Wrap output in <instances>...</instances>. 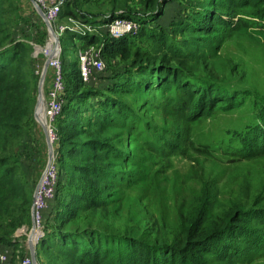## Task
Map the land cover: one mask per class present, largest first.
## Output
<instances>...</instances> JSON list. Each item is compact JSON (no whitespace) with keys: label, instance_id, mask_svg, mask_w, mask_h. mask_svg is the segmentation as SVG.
Returning a JSON list of instances; mask_svg holds the SVG:
<instances>
[{"label":"rangeland","instance_id":"374dc122","mask_svg":"<svg viewBox=\"0 0 264 264\" xmlns=\"http://www.w3.org/2000/svg\"><path fill=\"white\" fill-rule=\"evenodd\" d=\"M66 1L65 12L72 10L75 20L98 29H90L97 39L90 45L105 70L81 82L77 51L89 45L62 36L66 109L51 128L60 192L45 210L42 241L47 244H32V254V199L50 158L48 134L36 118L40 113L42 119V111L35 115L38 93L44 97L47 86H39L34 73L41 65L34 47L44 44L46 26L30 0H0V62L10 67L8 52L24 49L15 71L26 76L21 101L11 92L0 118V179L6 195L12 193L0 197V254H7L0 264H19L28 255L34 264H83L77 248L93 232L105 239L104 264H129L133 243L128 239L149 249L181 244L189 233L203 238L199 264H264V229L240 223L264 214V143L258 137L264 132V108L257 113L264 107V18L259 11L239 3L222 11L224 25L209 30L205 21L219 12V0H149L148 7L163 10L157 19L144 7L147 0ZM120 16L140 28L123 37L121 47H105L108 28L96 26ZM61 17L72 24L66 14ZM161 60L210 94L215 106L198 111L174 85L166 93L141 91ZM107 97L119 103L113 107ZM96 107L108 115L101 118ZM94 139L108 151L83 147ZM73 194L80 196L69 199ZM234 226L245 238L244 250L227 262L221 250ZM57 232H67L75 243L61 244L57 238L65 236Z\"/></svg>","mask_w":264,"mask_h":264},{"label":"trees","instance_id":"16d2710c","mask_svg":"<svg viewBox=\"0 0 264 264\" xmlns=\"http://www.w3.org/2000/svg\"><path fill=\"white\" fill-rule=\"evenodd\" d=\"M148 1L149 0H147L144 7L147 10H149L148 12L150 13V15H155V19H157L159 16L162 15L163 10L161 8H158L157 6L156 7L152 6L153 7V10H152V7L151 6L148 7L147 5ZM164 3L168 4L169 2H164ZM239 3L252 6L255 9V11H259L260 16L264 18V0H225V1L219 0V4H221V7L219 8V12H216V14L212 17H208L205 21L208 29L211 30L216 25H224V23H226L224 19L225 17L224 15H227V13L222 14L223 13L222 11L231 12L233 7L239 6ZM166 10H168V8H166ZM64 14H66L69 17H72L73 12L72 10H67V9L65 12V9H64L61 13V16ZM120 18H126V17L120 16ZM111 19H113V17ZM67 38L70 41H74L78 39L83 44H85L84 46L90 45L91 43L94 42V40H97L96 37L93 35H88L85 37H80V36L78 37L77 35L71 34V33H68ZM124 38H110L105 43V47L114 46V45L117 47H121ZM23 52H24V49L10 50L8 52L12 55V56L7 55L8 61L6 65L10 66L8 68L5 67V64L3 62H0V71H2L0 72V118H3L5 116L7 103L9 104L11 102L10 100L11 92L14 93L13 98L17 99L18 102L21 101L20 99L23 97L22 92L19 87L22 83L26 81L25 79L26 76L21 74L19 70L17 72L15 71V69H18L15 62L17 61L19 56L23 54ZM0 57H1V54H0ZM76 70H77L78 79L82 82L80 73L78 70V66ZM64 72H66L65 69H64ZM150 72H152L151 75L152 76L154 75V76L147 83L141 84L142 87L140 89H142L141 91H143L144 93L149 92L151 88L155 89V91L166 93L168 87L171 85H174L175 87L180 89V91L184 94L183 100L184 102L187 103V105L198 104L199 106L198 111L202 109V112H204L205 109L212 108L213 106H215V103H217L215 101L213 102V99L210 94H208L205 91L201 92L200 90H197L195 87H193L190 81L186 77H184L183 74L179 70H177V68H174L173 66L169 65L164 60H161L160 63L156 65L155 67H152L150 69ZM64 79H65V75H64ZM66 92H67V84L65 88V94ZM65 94L63 97H64V100L66 101ZM73 97L71 99H73ZM77 97L78 96L74 98H77ZM107 98L110 100L111 105L112 103H114L113 107L116 106V102L119 103L115 98H112V97H107ZM221 101H224V99L220 100V102ZM84 103L85 102H83L82 104ZM96 108H97L96 109L97 113H99L102 110L100 107L99 108L96 107ZM263 108H264L263 106L260 107L257 113L260 114ZM65 109L63 107L62 114ZM75 112H77V110ZM102 115H108V112L103 113V111H101V114H100L101 118H102ZM71 118L75 119V116H71ZM258 137L261 138L262 143H264V132H262ZM252 142L253 143L255 142L254 138L249 140L248 144ZM83 147H86L85 149L92 151L93 153H96L97 150H99V152H102V153H106L108 151L107 145L97 139L89 140L85 142L83 144ZM58 150H59V145L57 144V151ZM83 151L85 150H82V152ZM77 166L82 167V165H77ZM58 175L60 176L59 169H58ZM4 185H5V181L3 179H0V197H4L6 195V191L3 189ZM58 189L59 188L57 187L56 194L59 195L60 191H58ZM6 196L11 197L12 193L9 191L8 195ZM79 196H80L79 194H73V196L69 199L77 200ZM72 204L79 205V202L73 201ZM64 206L65 208L70 207V205L66 203H64ZM60 208L61 206L57 205V209H59V211H60ZM69 215L70 214H68L65 217H68ZM255 215L257 216H250L245 219H241L240 223L248 224L250 222H255L256 224L260 226V228L264 229V214H255ZM243 225L244 224H240L238 225V227H241ZM234 227L235 228L232 229L231 231V236L228 238L229 245L226 247L222 246V250H221V255L225 257L224 260L227 262L230 261L229 258L236 256L235 253L244 250L243 249L244 242H241L242 241L241 239L245 240V238L241 237L242 233L237 230L236 228L237 226H234ZM60 228H63V227H60ZM88 232H91V231H88ZM258 234H260V232H258ZM261 234L264 237V233H261ZM55 236H65L62 238L56 237L59 240V242L63 245H66V244L72 245V243H75L73 241V237L67 234V232H63V233L57 232ZM45 237H46V233L43 238ZM43 238L40 240L39 245L40 243L47 244V242H43L44 241ZM128 240H131L133 243V244L129 243V247H131L132 249L129 252V258H128L129 264H199L197 263V257H201L202 255V252H200L198 248L202 247L199 243L203 241V238L201 236L197 237L193 234L190 235V233L185 238V241L181 244L174 243L173 245H167L165 243H159V244H155L152 248H149V249L142 247L139 242H135L133 241V239H128ZM105 245H106L105 239L102 238L101 232H93L92 236H90L89 240L85 244H82L80 242L77 249L78 251L81 252L83 256H85V260H83L82 263L83 264H104L103 248L105 247ZM117 245H119V242ZM206 251L211 252L210 253L211 255L216 254V252L211 249L206 250Z\"/></svg>","mask_w":264,"mask_h":264},{"label":"built area","instance_id":"2783aa9c","mask_svg":"<svg viewBox=\"0 0 264 264\" xmlns=\"http://www.w3.org/2000/svg\"><path fill=\"white\" fill-rule=\"evenodd\" d=\"M44 15V23L46 26V34L44 36V44L34 47V56L41 58V65L35 66L34 73L39 77L41 87L49 82L44 94V102L42 108V118L47 125V134L49 141L53 144L56 140L55 133L52 132V126L55 121L61 116L65 104V79L64 65L61 59V38L63 35L71 33L80 37L92 35L90 29H96L93 25L83 23V21L75 20L72 17H67L72 24L68 25L61 20V13L66 5V0H33ZM36 8V7H35ZM99 30L103 27L108 28V34L111 38H123L134 34L140 26L134 21L126 18L116 17L108 21L106 24H97ZM89 29L91 32H86ZM53 34H52V33ZM56 38L59 41L55 43ZM77 64L82 82H89L94 74L101 73L105 70V64L94 50V47L89 45L84 48H79L77 51ZM37 118V115H36ZM38 120V118H37ZM58 172L56 164L52 159L47 163L46 169L43 171L36 190L33 195L31 205V235L30 241L35 246L45 236L44 219L45 210L54 200L57 188ZM7 254H0V261L6 262ZM19 264H34L31 255L21 259Z\"/></svg>","mask_w":264,"mask_h":264},{"label":"water","instance_id":"95a60500","mask_svg":"<svg viewBox=\"0 0 264 264\" xmlns=\"http://www.w3.org/2000/svg\"><path fill=\"white\" fill-rule=\"evenodd\" d=\"M33 3H34V1L33 0H31ZM34 6H35V4H34ZM36 7V10L38 11V13L40 14V16L44 19V15H43V13L41 12V10L37 7V6H35ZM52 33V32H51ZM53 34V33H52ZM53 39H55V43L58 45L59 44V41L56 39V38H54L53 37ZM39 86H40V84H39ZM43 102H44V98H43V95H42V93L39 91V93H38V96H37V107H36V113H35V115L37 114V112H40V111H42V108H43ZM40 124H41V126H42V128H43V130L46 132V130H47V125H46V122L43 120V118L41 119V121H38ZM49 151H50V158H49V161H48V163H50V161L53 159V153H52V151H53V148H52V144H51V142H49ZM52 154V155H51ZM31 245H32V243H31V241H30V249L32 250V254H33V249H34V247H31ZM33 246V245H32Z\"/></svg>","mask_w":264,"mask_h":264},{"label":"crops","instance_id":"0c3cea01","mask_svg":"<svg viewBox=\"0 0 264 264\" xmlns=\"http://www.w3.org/2000/svg\"><path fill=\"white\" fill-rule=\"evenodd\" d=\"M31 1V0H30ZM32 2V1H31ZM33 3V2H32ZM34 4V3H33ZM35 7V6H34ZM46 86L48 87L49 86V82H47ZM51 206V205H50Z\"/></svg>","mask_w":264,"mask_h":264},{"label":"bare ground","instance_id":"6f19581e","mask_svg":"<svg viewBox=\"0 0 264 264\" xmlns=\"http://www.w3.org/2000/svg\"><path fill=\"white\" fill-rule=\"evenodd\" d=\"M38 113H39V112H38ZM39 114H40V113H39ZM39 114H38V115H39ZM38 115H37L38 121H41L40 118L38 117Z\"/></svg>","mask_w":264,"mask_h":264}]
</instances>
